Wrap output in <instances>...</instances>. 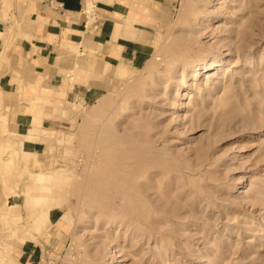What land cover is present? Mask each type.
Returning a JSON list of instances; mask_svg holds the SVG:
<instances>
[{
    "label": "rangeland",
    "instance_id": "1",
    "mask_svg": "<svg viewBox=\"0 0 264 264\" xmlns=\"http://www.w3.org/2000/svg\"><path fill=\"white\" fill-rule=\"evenodd\" d=\"M121 1L137 55L67 45L80 96L0 51V264H264V0Z\"/></svg>",
    "mask_w": 264,
    "mask_h": 264
},
{
    "label": "crops",
    "instance_id": "2",
    "mask_svg": "<svg viewBox=\"0 0 264 264\" xmlns=\"http://www.w3.org/2000/svg\"><path fill=\"white\" fill-rule=\"evenodd\" d=\"M87 3L88 0H0V51L10 43L8 54L14 64L20 62L26 73L33 76L41 74L40 81L33 77L28 87L46 100L65 102L70 96L86 92L78 84L61 86L63 72L59 69H67L71 60L60 62L58 67L55 64L59 56L73 52L72 49L64 50L67 45H77L82 54L85 51L90 57L104 58L108 62L131 61L137 55V40L128 38L126 30L129 26L126 23L129 20L127 4L121 0H110L108 3L99 0L96 3L97 16L92 20L85 10ZM130 4L134 7V3ZM16 21L21 26H16ZM10 30L21 32L12 38ZM95 63L86 64L87 69ZM10 74V71L4 74L9 76L8 80ZM47 111L22 113L21 119L28 128L37 115L41 117L44 128L57 130L61 124L59 113L50 111L46 116L44 113ZM43 136L40 134V137ZM43 144V141H26L24 150L38 152Z\"/></svg>",
    "mask_w": 264,
    "mask_h": 264
},
{
    "label": "bare ground",
    "instance_id": "3",
    "mask_svg": "<svg viewBox=\"0 0 264 264\" xmlns=\"http://www.w3.org/2000/svg\"><path fill=\"white\" fill-rule=\"evenodd\" d=\"M207 2V1H206ZM91 8H92V5H90L89 7H88V5H87V7L85 8V10L88 12V14L91 12ZM232 35V34H231ZM212 65H219V64H214V61H208V62H205V63H203V64H201L200 65V67L199 68H197L196 67V69H207V68H209V67H211ZM198 66V65H197ZM193 70V69H192ZM145 204V203H144ZM145 207H147V206H145ZM146 209V208H145ZM138 210V209H137ZM142 211V210H141ZM139 212V211H138ZM145 213V212H144ZM109 221V220H108ZM130 222V221H129ZM139 222H141L140 220H139ZM138 223V222H137ZM133 224V223H132ZM138 225V224H137ZM140 225V224H139ZM138 227V226H137Z\"/></svg>",
    "mask_w": 264,
    "mask_h": 264
}]
</instances>
